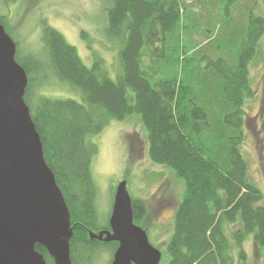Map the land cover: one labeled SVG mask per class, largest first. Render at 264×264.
<instances>
[{
	"label": "trees",
	"instance_id": "trees-1",
	"mask_svg": "<svg viewBox=\"0 0 264 264\" xmlns=\"http://www.w3.org/2000/svg\"><path fill=\"white\" fill-rule=\"evenodd\" d=\"M222 1L226 14L219 17L204 4L205 28L185 0H110L107 31L120 43L116 79L96 52L88 66L76 46L46 23L48 64L35 54L23 57L17 46L16 59L28 76L24 99L74 225L72 264H93L97 250L110 248L114 255L118 247L117 241L90 238L87 229L99 228L91 170L98 145L91 136L133 114L147 131L151 159L185 183L160 264H233L235 246L241 247L242 264H249L242 248L249 235L264 248V194L250 179L241 150L244 104L252 94L250 64L258 60L264 68V17L250 11L237 26L228 15L235 0ZM0 23L10 34L2 14ZM197 29L203 40L193 38ZM46 65L81 99L38 95L33 75ZM260 126L264 142V108ZM132 206L138 223L145 203L133 199ZM36 249L55 264L45 246Z\"/></svg>",
	"mask_w": 264,
	"mask_h": 264
},
{
	"label": "rangeland",
	"instance_id": "rangeland-1",
	"mask_svg": "<svg viewBox=\"0 0 264 264\" xmlns=\"http://www.w3.org/2000/svg\"><path fill=\"white\" fill-rule=\"evenodd\" d=\"M185 1L191 4L195 14L199 15L197 22L205 28L206 1L216 17L220 13L226 14L222 0ZM110 4V0H1L0 14L6 17L11 37L23 57L35 54L48 64L43 40V24L46 23L58 29L70 44L76 46L88 66L93 65L96 52L104 61L110 77L116 79L120 71V43L108 35L107 10ZM250 11L264 17V0H235L228 15L237 26H241ZM215 31L220 33V24ZM192 36L194 39L205 38L199 29ZM259 46L264 51V34ZM33 79V88L38 95L81 99L79 91L62 83L49 65L44 66L41 73L33 75ZM250 81L252 94L244 104L241 150L248 164L250 179L264 194V142L260 126L264 108V68L258 60L250 64ZM91 140L98 145L91 164L96 185L97 225H109L116 187L125 180L132 199H141L146 206L145 214L137 224L146 230L150 243L166 256L167 243L174 230L175 212L184 197L183 179L170 167L151 159L147 131L137 114L125 120H111L99 133L92 135ZM261 204L264 205V198ZM227 234L232 242L230 230ZM239 248L235 246L232 249L233 264L243 263ZM242 248L249 264H264V248L256 244L253 235L244 240ZM112 259L113 251L101 248L93 254L92 263L111 264Z\"/></svg>",
	"mask_w": 264,
	"mask_h": 264
},
{
	"label": "water",
	"instance_id": "water-1",
	"mask_svg": "<svg viewBox=\"0 0 264 264\" xmlns=\"http://www.w3.org/2000/svg\"><path fill=\"white\" fill-rule=\"evenodd\" d=\"M16 51L15 41L0 23V264H47L36 249L38 243L55 264H72L74 225L25 102L28 76ZM132 201L127 182L120 181L111 230H88L89 236L118 242L111 264H160L162 251L134 221Z\"/></svg>",
	"mask_w": 264,
	"mask_h": 264
},
{
	"label": "flooded vegetation",
	"instance_id": "flooded-vegetation-1",
	"mask_svg": "<svg viewBox=\"0 0 264 264\" xmlns=\"http://www.w3.org/2000/svg\"><path fill=\"white\" fill-rule=\"evenodd\" d=\"M87 229L88 230H90V227H87ZM91 230H93L92 228H91ZM105 230H111V227H110V224L109 225H106V226H102V227H99V228H97V229H95V230H93L94 232H96V233H99V232H102V231H105ZM105 236V235H104ZM101 241V240H100ZM104 242V241H103ZM119 245V244H118Z\"/></svg>",
	"mask_w": 264,
	"mask_h": 264
}]
</instances>
